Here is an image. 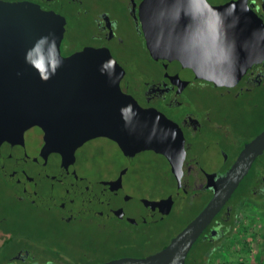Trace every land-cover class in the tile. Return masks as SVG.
<instances>
[{"label": "flooded vegetation", "instance_id": "obj_1", "mask_svg": "<svg viewBox=\"0 0 264 264\" xmlns=\"http://www.w3.org/2000/svg\"><path fill=\"white\" fill-rule=\"evenodd\" d=\"M235 6L238 12H229L238 16L230 23L234 40L246 45L252 13L264 26V0H0V58L9 51V57L26 55V33L33 32L39 71L45 72L48 61L57 66L58 76L52 70L45 80L61 81L56 89L104 121L93 120L101 130L93 134L97 147L85 157L84 197L74 195L78 172L62 171L59 184L52 162L29 163L22 174L0 168V264H69L60 260L56 244L44 245L33 226L42 219L28 221L27 212H45L53 221L57 215L63 223L86 217L125 238L117 247L135 254L124 257L142 259L165 249L205 209L213 197L209 177L226 172L264 130V60L240 78L232 74L211 82L191 79L186 60L168 59V65L156 60L150 46H158L156 34L164 25L165 51L201 50L210 56L225 32L216 8ZM219 102L228 106L218 107ZM203 150L214 153L203 160ZM257 184L264 191V176ZM205 197L193 219L166 238L164 229L177 208H191ZM231 199L193 245L186 264L209 263L233 243ZM76 202L84 206L78 209ZM12 208H18V222L28 225L15 228ZM202 247L208 251L201 253Z\"/></svg>", "mask_w": 264, "mask_h": 264}, {"label": "water", "instance_id": "obj_2", "mask_svg": "<svg viewBox=\"0 0 264 264\" xmlns=\"http://www.w3.org/2000/svg\"><path fill=\"white\" fill-rule=\"evenodd\" d=\"M229 12L235 14L238 12V7L215 10L216 18H219L220 22H225L221 27L225 32H220L221 43L214 53H210V56L206 51L201 50L191 52L170 47L169 51H165L161 47L166 41L164 25H162L158 27L156 34L161 39L157 43L160 46H154L155 44L150 46L153 57L162 63L168 59L179 63L186 60L190 66L183 68H190L191 79L203 78L216 82L217 78H229V76L231 78L232 74L240 78L248 68L264 60V26L252 13L248 20L251 24V32H246V45L244 42H237L234 40L236 33L232 31L230 23L231 21L237 23L238 16H230ZM241 20L240 18L239 21ZM26 35L27 39H30L26 55L19 58L9 57V51L7 58H0V161H3L2 166L0 165L1 171L4 174L16 172L22 174L27 171L29 163L38 166V161L43 159L52 162L51 167L59 171V184L65 179V176L61 175L62 171L78 172L76 174L78 182L74 186L77 192L74 195L84 197L85 194H81L80 188L87 178L81 176L85 175L89 168V164L84 161L89 160L85 157L90 158L91 149L97 147V139L93 134L101 130L97 129L95 124L104 122L100 121L102 115H93L88 105L75 106L76 100L71 94L67 96L60 92L62 90L56 89L61 81L58 84L51 78L45 80L46 76H53L52 70L55 72L54 75L58 76L57 66L48 61L43 66L45 72L39 71L41 68L36 64L37 59L34 56L36 49L32 47L31 38L35 34L28 32ZM185 56L187 58H184ZM181 67L182 65H178L176 68ZM99 149L96 150L97 154ZM262 156H264V130L245 144L226 172L209 177L207 189L213 191L212 199L165 249L147 258L124 257L100 264H186L193 245L230 201L257 159ZM5 166L6 170H4ZM50 178V175H45V179ZM70 196L73 199V196ZM60 198H63V194ZM76 203L78 209L84 206L83 202Z\"/></svg>", "mask_w": 264, "mask_h": 264}, {"label": "rangeland", "instance_id": "obj_3", "mask_svg": "<svg viewBox=\"0 0 264 264\" xmlns=\"http://www.w3.org/2000/svg\"><path fill=\"white\" fill-rule=\"evenodd\" d=\"M211 102L212 98L207 96ZM228 103H220L218 107H227ZM250 122V119H245ZM250 134L255 133V129H251ZM213 151L203 150V160L210 158ZM264 162L259 160L257 166L253 169L250 176L245 180L239 192L236 191L238 198L244 195L247 190L252 189L256 185V194L262 191L261 185L257 184L258 180L264 176ZM264 193V191H262ZM243 197V196H242ZM257 198V197H256ZM208 197L204 201L199 200L191 208L187 209L185 204L180 211L174 213L171 219L168 220V225L164 229L167 234L166 238L176 235L193 217L197 211L204 206ZM12 218L14 219L15 228L19 229L20 226L28 224L19 221L18 208H12ZM25 216L29 220H36L38 217L40 222L34 226L35 233L43 236L45 246L56 244L57 250L60 254L61 261L69 260V264H99L107 262L116 258L134 255L133 250L119 249L117 246L124 243L125 238L117 237L107 229H101L96 226V222L90 223L89 219L84 217L80 220L73 221L72 223H63L61 219L55 215L54 221L49 214L42 213H29ZM237 222L245 223V229H236L233 233L235 239L231 244L235 247L234 250L229 251L223 258L221 263L224 264H264V212L259 214L253 213L252 210L248 212H238L236 215ZM59 219V220H58ZM37 221V220H36ZM96 223V224H95ZM36 233V234H37ZM54 234V235H53ZM41 239V238H40ZM251 248V249H250ZM249 249L251 251H249ZM87 254V258L84 255Z\"/></svg>", "mask_w": 264, "mask_h": 264}, {"label": "trees", "instance_id": "obj_4", "mask_svg": "<svg viewBox=\"0 0 264 264\" xmlns=\"http://www.w3.org/2000/svg\"><path fill=\"white\" fill-rule=\"evenodd\" d=\"M259 160L264 162V156H262L261 158H259L256 163L254 164L252 170L250 171L249 175L246 177V179L250 176V174L252 173L253 169L255 168V166H257V163L259 162ZM260 168H264L263 166H260ZM245 179V180H246ZM245 180L241 183L238 192L240 190V188L243 186ZM255 187V186H254ZM249 189L247 190V192L242 195L240 198H238V196H236L237 192L235 193V195L233 196V198L231 199V204H234V218L232 221L233 224V228H232V232H235L236 229H245V223H240V222H234L235 219V215L238 212H248L249 210H252V212L257 215L261 212H264V193H259L257 195H255V192H253V189ZM257 197V198H256ZM237 221V220H236ZM260 233H264L263 231H260ZM235 247H232V245H226V247H224L223 249L220 250V255H222L221 257H219V255L214 258L211 262L209 261V263H207V261H200V264H224L221 263L220 260H222L223 258H225L226 254H228L229 251L234 250ZM251 249V248H250ZM249 249V251H251ZM201 253H206L208 251L207 247H202L201 249ZM225 253V254H223Z\"/></svg>", "mask_w": 264, "mask_h": 264}]
</instances>
